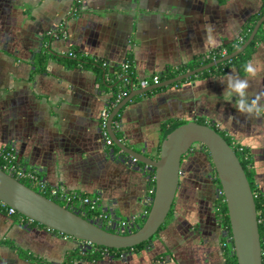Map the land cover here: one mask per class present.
<instances>
[{
  "label": "crops",
  "instance_id": "crops-1",
  "mask_svg": "<svg viewBox=\"0 0 264 264\" xmlns=\"http://www.w3.org/2000/svg\"><path fill=\"white\" fill-rule=\"evenodd\" d=\"M75 3L0 0V154L11 150L47 187L99 196L103 211L116 220L135 216L138 225L150 205L149 169L116 142L105 145L98 122L121 64L134 79H160L198 63L235 40L262 0ZM249 62L259 69L255 77L232 67L136 94L118 112L115 137L156 159L163 128L206 120L245 148L251 180L264 194V107L244 112L237 94L224 98L230 78L246 79V102L264 106V41ZM212 171L200 145L184 154L166 221L147 246L123 257L83 258L79 240L0 207V264H225L232 248L216 211Z\"/></svg>",
  "mask_w": 264,
  "mask_h": 264
},
{
  "label": "water",
  "instance_id": "water-1",
  "mask_svg": "<svg viewBox=\"0 0 264 264\" xmlns=\"http://www.w3.org/2000/svg\"><path fill=\"white\" fill-rule=\"evenodd\" d=\"M263 22L264 13L254 23L246 40L231 53L153 86L133 89L111 110L108 128L113 142L131 158L143 162L147 169L153 171L154 187L149 210L135 231L122 233L105 229L90 218H84L26 186L1 168L0 201L27 219L73 239L115 250L132 248L148 241L165 222L178 185L181 157L194 144H199L208 151L219 182L229 222L231 254L236 264H262L258 220L250 184L233 148L219 132L195 120L184 122L162 139L157 159H151L121 144L110 124L119 110L136 94L190 77L237 56L250 44Z\"/></svg>",
  "mask_w": 264,
  "mask_h": 264
},
{
  "label": "built area",
  "instance_id": "built-area-1",
  "mask_svg": "<svg viewBox=\"0 0 264 264\" xmlns=\"http://www.w3.org/2000/svg\"><path fill=\"white\" fill-rule=\"evenodd\" d=\"M77 5L80 0H75ZM75 10V8H74ZM73 55L72 53H69ZM225 51H223V55ZM102 65H105V62H102ZM129 65L124 63L121 64V71L117 75V84L112 92L110 98L105 100L103 107L101 108L98 115L99 128L103 138V142L107 146L113 144V140L109 134L108 128V117L113 109V107L123 98V96L129 91L133 90L136 87L147 88L151 85L159 83L160 79L157 74L152 75L150 79H134L131 74L128 73ZM111 130L118 128V123L114 119L110 124ZM239 149H241L238 146ZM0 168L6 173L10 174L17 180H25L40 193H46L50 197H53L57 200H60L64 203V206L74 211L76 213L85 214L90 217L91 220L99 224L101 227L108 230H116L118 232L125 233L126 231L137 227L135 222V216L128 217L122 220H116L111 214L106 211H103L99 207L100 198L99 196H89V195H79L77 193H71L64 191L58 187H47L45 181L38 175L37 170L33 168H26L22 165L15 154L11 150H6L0 154ZM131 160H134L131 158ZM151 190L149 191V193ZM151 200V198H150ZM0 201V207H4ZM7 212L13 213L15 210L7 206ZM230 236V235H229ZM79 248L82 253L87 251L96 252L101 255V257H109L111 254H114L110 248L107 247H97L88 241L79 240ZM119 257H123L122 253H119Z\"/></svg>",
  "mask_w": 264,
  "mask_h": 264
},
{
  "label": "trees",
  "instance_id": "trees-1",
  "mask_svg": "<svg viewBox=\"0 0 264 264\" xmlns=\"http://www.w3.org/2000/svg\"><path fill=\"white\" fill-rule=\"evenodd\" d=\"M263 13H264V0H262V6H261L260 11L257 14L252 15L250 18H248L247 22L241 28L240 35L235 40L223 44V46L219 50H217L214 54H211L210 56L203 58L198 63L190 64L189 66L184 67V68H180L179 70H177L175 72L161 73L160 74V80L172 78L178 74H182V73L186 72L187 70H192L198 66H202L206 63L211 62L212 60L220 58L223 55V54H221V49H224L225 54L231 53L237 47H239L242 44V42H244L246 40V38L248 37L254 23L262 16ZM263 27H264V22L258 28V31L256 32V34H255L253 40L250 42V44L241 53H239L237 56L233 57L232 59H230L228 61L221 62V63H219V64H217V65H215V66H213L207 70H204L203 72L198 73V75L219 74V73H223L226 69L232 68V67H234L235 69L238 70V72L243 74L244 73L243 66L248 62V59H249L251 52L253 51L255 45L260 41H264ZM41 58L43 59L42 56H41ZM128 73L132 75L130 68H128ZM117 117H118V114L114 117V120H116ZM197 122L211 126L214 130L219 132V134H221V136H223V138L227 141V143L233 148V150H234V152H235V154H236V156H237V158H238V160H239V162H240V164H241V166L245 172V175L248 179V182L250 184V188H251V191L253 194V199H254V204H255V209H256V215H257V220H258V234H259V240H260V246H261V262H262V264H264V194H262L255 187L254 183L251 180V156L247 153L245 148L239 146L241 148V149H239L237 145L233 144L232 140L226 134H224L220 130H218L213 123L208 122V121L203 120V119H198ZM182 123H184V122L175 121V122L170 123L166 128H163L162 134H161V141L170 131H172L175 127H177L178 125H180ZM201 147H202L203 151L206 153L207 157H209V154H208V151L206 150V148L204 146H201ZM156 159H157V157H156ZM0 161H1V159H0ZM0 165H1V163H0ZM212 179H213V181L216 185L217 191H218L217 198H216V211H217V214H218L220 221L223 225L224 230L228 233V235H230V233H229V222H228L226 207H225V203L223 200V196L220 192L219 182H218V179L216 178V174H215L214 170L212 171ZM20 181L23 184H25L26 186H29L30 188L36 190V188L34 186H32L31 184H29L27 181H25V180H20ZM149 185H150V190H151L150 196L152 197L153 187H154L153 171L152 170H149ZM41 194H43L47 198L53 199L55 202H57L60 205H64L61 202H59L57 199L50 197L46 193H41ZM149 206L150 205H148L147 212L149 210ZM2 208H7V206L5 205ZM12 214H16L18 216L26 218V217L18 214L16 211H14ZM80 215L84 218H90L88 215H85V214H80ZM167 216H168V214H167ZM167 216H166V219H167ZM166 219H165V221H166ZM32 222H34V221H32ZM141 224H142V222L140 224H138L137 227L130 229V231H135ZM39 225H41V224H39ZM41 226H43V225H41ZM148 241H145V242H143L139 245H136L132 248L118 249V250L111 249V250H112V252H114V255L116 256L119 253L126 252V251L131 250V249L144 248L145 246H147ZM83 258L99 259V258H101V255L99 253H96V252L87 251L84 253ZM225 264H236L235 258L232 254L229 256L227 255V258L225 259Z\"/></svg>",
  "mask_w": 264,
  "mask_h": 264
},
{
  "label": "clouds",
  "instance_id": "clouds-1",
  "mask_svg": "<svg viewBox=\"0 0 264 264\" xmlns=\"http://www.w3.org/2000/svg\"><path fill=\"white\" fill-rule=\"evenodd\" d=\"M258 67L254 66L252 63H246L243 66L244 73L247 74L248 77H255L258 72ZM248 87V82L246 79H229L228 80V89L224 93V98L228 99L231 95L237 94L240 99L237 100L236 105L240 111L244 112H253L255 109L256 112L261 110V107L257 106L256 100L253 99L250 103L246 102L245 97V89Z\"/></svg>",
  "mask_w": 264,
  "mask_h": 264
},
{
  "label": "rangeland",
  "instance_id": "rangeland-1",
  "mask_svg": "<svg viewBox=\"0 0 264 264\" xmlns=\"http://www.w3.org/2000/svg\"><path fill=\"white\" fill-rule=\"evenodd\" d=\"M215 127H216V126H215ZM216 128H217V127H216ZM196 145H199V144H194L192 147H194V146H196ZM58 201L61 202L62 204H64L62 201H60V200H58ZM159 230H160V229H159ZM159 230H158V231H159ZM154 235H155V234H154ZM154 235H153V236H154Z\"/></svg>",
  "mask_w": 264,
  "mask_h": 264
}]
</instances>
